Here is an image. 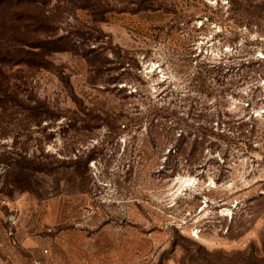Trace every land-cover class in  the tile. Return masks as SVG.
<instances>
[{
    "label": "rangeland",
    "instance_id": "rangeland-1",
    "mask_svg": "<svg viewBox=\"0 0 264 264\" xmlns=\"http://www.w3.org/2000/svg\"><path fill=\"white\" fill-rule=\"evenodd\" d=\"M0 264H264V0H0Z\"/></svg>",
    "mask_w": 264,
    "mask_h": 264
},
{
    "label": "trees",
    "instance_id": "trees-1",
    "mask_svg": "<svg viewBox=\"0 0 264 264\" xmlns=\"http://www.w3.org/2000/svg\"><path fill=\"white\" fill-rule=\"evenodd\" d=\"M142 3H144L143 1L140 3V5L142 4ZM142 9L141 8H139L138 10H137V12H139V11H141ZM58 45V44H57ZM69 49V48H68ZM55 51H61V50H67V48H66V46H57V47H55V49H54ZM15 162H16V160H15ZM18 164H19V162H18Z\"/></svg>",
    "mask_w": 264,
    "mask_h": 264
},
{
    "label": "bare ground",
    "instance_id": "bare-ground-1",
    "mask_svg": "<svg viewBox=\"0 0 264 264\" xmlns=\"http://www.w3.org/2000/svg\"><path fill=\"white\" fill-rule=\"evenodd\" d=\"M194 182H192V180H188L186 183H185V185H187V186H191V188L194 186Z\"/></svg>",
    "mask_w": 264,
    "mask_h": 264
}]
</instances>
